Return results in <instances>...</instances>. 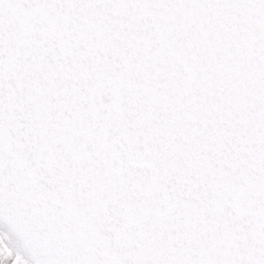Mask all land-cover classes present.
I'll return each mask as SVG.
<instances>
[{"label": "snow or ice", "instance_id": "snow-or-ice-1", "mask_svg": "<svg viewBox=\"0 0 264 264\" xmlns=\"http://www.w3.org/2000/svg\"><path fill=\"white\" fill-rule=\"evenodd\" d=\"M0 264H264V0H0Z\"/></svg>", "mask_w": 264, "mask_h": 264}]
</instances>
